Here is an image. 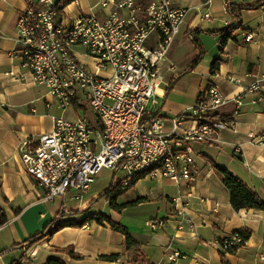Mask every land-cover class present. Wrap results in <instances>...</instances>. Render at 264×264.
Segmentation results:
<instances>
[{
  "label": "crops",
  "instance_id": "0c3cea01",
  "mask_svg": "<svg viewBox=\"0 0 264 264\" xmlns=\"http://www.w3.org/2000/svg\"><path fill=\"white\" fill-rule=\"evenodd\" d=\"M56 1L63 2L61 14L69 18L106 11L99 6L101 0ZM169 1L187 13L163 65L164 79L151 110L165 118L178 115L209 84H215L229 99L220 112L230 116L234 110L230 98L256 81L259 92L244 94L233 127L221 131L214 142H193L199 155L190 187L169 178L143 177L124 188L110 170L103 169L79 200L69 194L46 202L45 190L19 162V145L28 136L51 130L53 117L66 116V110L46 86L31 81L18 56L15 23L29 0H0V216L4 219L0 264H46L49 259L64 264H264V211L234 209L216 167L227 169L264 199V3ZM229 5L241 7L238 17L228 11ZM203 13L209 17H202ZM232 27L231 37L221 45V31ZM242 31L252 33L253 39L242 41ZM169 62L176 67L169 69ZM67 110L77 116L74 107ZM107 175L111 181L100 185V178ZM110 186L109 195L115 196L118 209L103 194ZM61 213L74 221L96 214L109 216L129 231L136 245L127 247L122 232L95 220L26 243ZM234 231L246 235L245 244L236 253L222 256L218 241Z\"/></svg>",
  "mask_w": 264,
  "mask_h": 264
},
{
  "label": "built area",
  "instance_id": "2783aa9c",
  "mask_svg": "<svg viewBox=\"0 0 264 264\" xmlns=\"http://www.w3.org/2000/svg\"><path fill=\"white\" fill-rule=\"evenodd\" d=\"M99 6L103 14L69 18L62 15L63 6L52 8V0H29L17 14L18 56L31 81L46 86L62 111L75 102L85 110L84 116L53 117L51 130L19 145V162L45 190L46 202L69 194L79 200L103 169L124 188L143 177L190 187L199 155L193 142L212 143L232 128L244 94L260 89L256 81L230 98L234 110L227 120L214 117L229 101L215 84L178 115L154 113L150 105L157 103L163 65L187 9L169 0H101ZM34 29H41V37H34ZM55 34H62V41H55ZM240 38L250 42L253 34L242 31ZM175 67L169 62V69ZM203 120H211V127H203ZM131 122H138V129H131ZM161 154H169L168 164L144 174L148 162ZM132 170H142V177L132 178ZM245 240L239 231L226 233L218 241L219 252L234 254Z\"/></svg>",
  "mask_w": 264,
  "mask_h": 264
},
{
  "label": "trees",
  "instance_id": "16d2710c",
  "mask_svg": "<svg viewBox=\"0 0 264 264\" xmlns=\"http://www.w3.org/2000/svg\"><path fill=\"white\" fill-rule=\"evenodd\" d=\"M65 1L68 2L70 0H65ZM262 3H264V0H262V2L259 3L257 6H261ZM240 8L241 7H235L233 5H229L228 11L230 13L236 12V16L238 17L239 16L238 13L240 12L239 11ZM234 29H235V27H232V28H228L226 30L221 31V33L223 34L221 45L224 44V41L227 38L231 37ZM191 40L193 42H196L193 37H191ZM202 53L203 52L201 51L199 57L195 60L194 63H196L199 60V58H201ZM216 69H217V61H215V63L213 64L212 71L214 72ZM73 107L75 109H78L80 107V105L75 102L73 104ZM214 117L218 118V119H222V120H227V119H229L230 116L226 115L222 112H219V113H216L214 115ZM216 167L222 175L223 184L229 192L230 203L234 209L239 210L242 208H246V209L252 208V209H258V210L264 211V199H262L255 191H253L251 188H249L243 181H241L235 175L230 173L227 169H225L221 166H218V165H216ZM140 177H142V174L140 175ZM133 183H131V185ZM130 186H128V187H130ZM111 191H112V186H110L107 190H105V192H103V194L108 197L110 204L113 207L118 209L120 206H117L115 204V202H114L115 196L111 197L109 195L111 193ZM117 193L119 194V192H117ZM66 215L67 214H65V213H61L56 218L50 220L47 224V227L44 229L43 232L35 234L30 239H28L26 243L31 244V243L39 240L41 237H43L45 235H52L53 233H55L56 231H58L64 227L81 226L88 221L95 220L97 223H102L103 221H106L110 224V226L113 229L122 232L125 235V241H126L127 247H131L133 245H136V243L133 240L129 231L122 224L112 221L109 216H106L103 214H96L94 216H86L84 219H82L80 221H74V220H70V219L69 220L64 219V217ZM2 223H4V219L0 216V224H2ZM244 236L246 238V235H244ZM70 252L73 254L72 250H70ZM46 264H64V263L58 259H49Z\"/></svg>",
  "mask_w": 264,
  "mask_h": 264
},
{
  "label": "bare ground",
  "instance_id": "6f19581e",
  "mask_svg": "<svg viewBox=\"0 0 264 264\" xmlns=\"http://www.w3.org/2000/svg\"><path fill=\"white\" fill-rule=\"evenodd\" d=\"M63 6V2L52 0V8H60ZM34 37H41V29H34ZM55 41H62V34H55ZM203 127H211V120H203ZM131 129H138V122H131ZM169 154H161L155 160L148 162L144 167V174H156L161 171L165 164H168ZM142 174V170H132V178H139Z\"/></svg>",
  "mask_w": 264,
  "mask_h": 264
},
{
  "label": "rangeland",
  "instance_id": "374dc122",
  "mask_svg": "<svg viewBox=\"0 0 264 264\" xmlns=\"http://www.w3.org/2000/svg\"><path fill=\"white\" fill-rule=\"evenodd\" d=\"M87 112H90L89 110H87ZM91 113V112H90ZM84 114H85V110L83 109V108H78L77 109V115H79V116H84ZM65 115L66 116H68V117H72V116H74V112H73V114H72V112L71 111H69V110H66V113H65ZM88 118H89V116H87ZM106 172H108V170H106V169H104ZM108 173H110V172H108ZM121 175V174H120ZM111 176V175H110ZM101 179V181H100V185H102V184H104V183H107L108 181L110 182L111 181V179H110V177H109V179H108V175H107V177H102V178H100ZM114 180H116V178L114 179Z\"/></svg>",
  "mask_w": 264,
  "mask_h": 264
}]
</instances>
